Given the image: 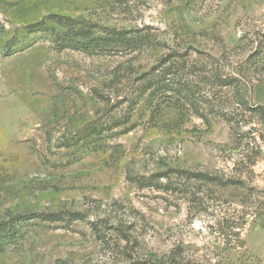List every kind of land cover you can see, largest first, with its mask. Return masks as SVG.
<instances>
[{
	"label": "rangeland",
	"instance_id": "rangeland-1",
	"mask_svg": "<svg viewBox=\"0 0 264 264\" xmlns=\"http://www.w3.org/2000/svg\"><path fill=\"white\" fill-rule=\"evenodd\" d=\"M50 14L149 39L89 53L33 33L5 56L16 30ZM263 53L264 0H0V223L16 232L0 264H264V132L249 111L264 106ZM170 66L161 112L147 94L131 106ZM175 170L254 191L133 182ZM42 214L60 221L14 220Z\"/></svg>",
	"mask_w": 264,
	"mask_h": 264
},
{
	"label": "trees",
	"instance_id": "trees-1",
	"mask_svg": "<svg viewBox=\"0 0 264 264\" xmlns=\"http://www.w3.org/2000/svg\"><path fill=\"white\" fill-rule=\"evenodd\" d=\"M33 33H38L40 37L46 39L54 50H78L89 53L93 51L97 53H105L103 51H109L111 49H119V51L125 52H135L146 46L147 39H149L147 35H141L138 31L117 30L99 24H91L89 21L82 20V18H72L62 15L50 14L42 18L41 20L26 25L21 32H18V30H16V33L13 35L12 40L9 41L6 46L7 54L5 56H9L11 50L20 43L21 49L29 47L30 45L27 42V38ZM102 42L106 44L104 47L95 46L96 44ZM171 68V66L169 68H165L163 70L164 72L160 75L146 80L140 91V95L130 99V105H135L141 97L147 94L145 102L148 103L150 107H152L149 110L150 114L152 116L155 114H159L161 112L160 105L169 102L172 97L171 94H169L173 92L171 84L172 80L171 78H169V76L171 75ZM234 81V78H231L230 80H220L219 78L220 86L224 87L232 86V83L234 84ZM236 100L238 104L247 109V103H245L243 99L237 96ZM153 101H155V103ZM249 111L253 112L256 115L258 125L264 132V106L261 105L255 108H249ZM203 119L206 120L205 116L202 114V120ZM129 131L130 130H128V132ZM262 140L264 142V134L262 136ZM87 142L88 140L85 139L82 146H85ZM170 174H175V176H177V179H175V181H172V177L170 176ZM163 178L166 179L165 183H161L159 181ZM190 180L197 181L201 184L216 186L222 189L238 187L244 191H254L253 188L246 187L244 181L242 180H233L231 178L227 179L203 172L190 173L188 171L180 170L167 172V174L152 175L148 178H134L133 182L141 188L152 187L156 189H163L164 191H169L172 193H184L193 195L188 189L189 186H187V183ZM34 218H39L43 221L51 223L60 221V218L57 214H42L40 216L23 215L16 216L14 220L16 222H22ZM69 218L71 221L84 220V216L79 213H70ZM12 228L13 226L7 227L4 225V223H0V249L5 241H8L9 239L15 237L16 232ZM91 228L96 233H98L96 224L92 223ZM234 235L236 237V241H240L239 234L235 233ZM172 256L173 255H170V257L168 258H166L165 256L156 258L155 260H151L149 264H174L175 260Z\"/></svg>",
	"mask_w": 264,
	"mask_h": 264
}]
</instances>
